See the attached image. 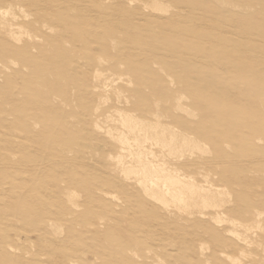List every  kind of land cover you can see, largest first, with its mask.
Instances as JSON below:
<instances>
[{"label":"rangeland","instance_id":"obj_1","mask_svg":"<svg viewBox=\"0 0 264 264\" xmlns=\"http://www.w3.org/2000/svg\"><path fill=\"white\" fill-rule=\"evenodd\" d=\"M119 112L185 136L141 144L218 205L147 196ZM233 256L264 264V0H0V264Z\"/></svg>","mask_w":264,"mask_h":264},{"label":"bare ground","instance_id":"obj_2","mask_svg":"<svg viewBox=\"0 0 264 264\" xmlns=\"http://www.w3.org/2000/svg\"><path fill=\"white\" fill-rule=\"evenodd\" d=\"M101 74H103V73H101ZM119 114H121V117H120L121 123L120 124L124 128L126 127L128 129L127 130L125 128V130H127V132H129V134H131V133L136 134V136H135V134H131V135H134L133 137L135 138V141L133 138H131V139H133V141H131V142H136V144H138V146H139V149L137 148L138 151H136L138 155L135 156V154L130 153L129 159L130 160L137 159L139 161V159L142 156H144V157H146V159L151 164L150 165L151 170H150L149 176L148 177L143 176V179H139V182H138V184H140V186L142 188V191H144V193L147 196L160 201L165 206H170V207H171V205H175V207L177 206L178 208H179V206H181V207H183V206L195 207L196 205H201L203 208H207L208 206H212V207L215 206L216 207L218 205L216 202V195H218L220 192H219V189H217V187L210 185V186L205 188L203 186L198 185L197 182H195L191 176H189L188 174L186 175L184 172H182L181 169H179V168L172 169V168H169L168 166H166L167 164L164 162L165 160L164 161L161 160L162 157H161V159H159L160 157L158 158L159 155L157 154L158 155L157 156L155 154L156 152L154 153V152H152L153 150L151 151L149 149H145V146L143 147L142 146L143 144H141L142 142H145L144 143V145H145L146 143L153 141L154 147L157 144L158 145L160 144V146L168 147L170 149V151L168 152V150H167V153L170 154L171 151L175 148H177L176 150H178V151L175 150L176 152H179L180 149H183L182 147H180V149H178V143H179V146L181 143H184L183 146H185L186 142L188 143L185 136L175 132L173 130V127L172 128L163 127V125L159 122L150 123V122H146L144 120L138 119L132 115H129L128 113L123 114V113L119 112ZM117 122H119V121H117ZM123 130L124 129L122 128L121 132ZM124 132H126V131H124ZM128 135L127 134L125 135V133L124 134L121 133L120 136L118 137V142L120 144L119 147H121L119 149L122 150L124 148L125 144L127 145L128 140L130 139V137L128 138ZM127 146H130V144ZM127 146H126V148H128ZM138 146H136V147H138ZM126 148H124V152L127 151ZM133 148L136 149L135 146ZM160 148H162V147H160ZM150 149H152V147H150ZM175 151L173 152V154H176ZM181 151H183V150H181ZM181 151H180V153H181ZM120 153H122V152H120ZM160 153L162 154V152H160ZM161 154H160V156H161ZM122 155L123 154H119L117 157L116 156L115 157L118 158L119 162L123 164V162H121V161L124 158V156H122ZM164 155L165 154L163 153L162 156H164ZM171 157H172V155H171ZM111 158L114 159L113 156ZM115 160L118 162L117 159H115ZM156 162H158V163H156ZM120 163H116V164H120ZM144 168H145V166H143V165L140 167V170L136 167H133V166L123 167L122 171L125 172L127 176H128V174H130L129 176H131V175L135 176L137 173L142 172V170ZM126 175H125V177L127 179L129 176L127 177ZM129 179H130V177H129ZM191 209H192V207H191ZM199 214L202 216H205L202 213H199ZM217 218H215V220ZM217 220L219 221V219H217ZM230 222H235V221L230 220ZM222 223H224V222H222ZM232 225H234V224H232ZM240 253H242V252H240ZM224 257H225V255H224ZM233 257L234 258L228 257L230 263L231 264H240V261H238L239 259L237 260V259H235V256H233ZM207 261H208V259H207ZM206 264H208V263H206Z\"/></svg>","mask_w":264,"mask_h":264}]
</instances>
